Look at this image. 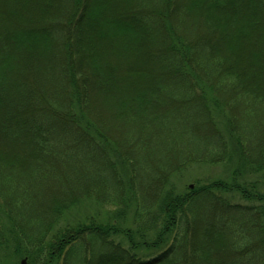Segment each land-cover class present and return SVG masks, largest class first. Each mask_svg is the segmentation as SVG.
<instances>
[{
  "label": "trees",
  "instance_id": "obj_1",
  "mask_svg": "<svg viewBox=\"0 0 264 264\" xmlns=\"http://www.w3.org/2000/svg\"><path fill=\"white\" fill-rule=\"evenodd\" d=\"M22 1L0 6V264H264L243 179L264 177V0H37L18 23ZM130 49L147 66L111 62ZM89 202L115 214L60 225Z\"/></svg>",
  "mask_w": 264,
  "mask_h": 264
},
{
  "label": "rangeland",
  "instance_id": "obj_2",
  "mask_svg": "<svg viewBox=\"0 0 264 264\" xmlns=\"http://www.w3.org/2000/svg\"><path fill=\"white\" fill-rule=\"evenodd\" d=\"M35 3L33 2V0H29L25 3V1H22L21 4L26 5L24 8H21L22 11L20 14V16H17V22L18 23H30L32 21L34 22H38V20L41 19V15L43 13L48 12L47 10V6H45L44 1H42L40 3V5L38 4L37 0H34ZM4 0L0 2V6L2 5V8L4 10H6L7 6H4L3 3ZM6 5V3H5ZM21 6V5H20ZM16 6H11L10 8H8V11L6 10L5 14H7V16H9V14L11 15V11H14V8ZM52 7V5H51ZM16 9V8H15ZM120 8H118L117 10H119ZM2 16V15H0ZM3 18V17H2ZM10 21L11 16L8 17V19H6V21ZM249 46V54L247 55V57H251L254 56L257 60H259L261 62V56L262 54L260 53L259 55L256 53H252V50L250 48V45H246ZM106 48V47H105ZM107 49V48H106ZM108 50V49H107ZM263 53V51H260ZM112 57V56H111ZM244 57V55L242 56ZM107 59V58H106ZM111 62L113 64H118L124 68L126 67H133L132 64H134L137 68H142V66H147V63L145 62L144 58L142 57V50L141 51H137L134 49H130L126 52V55H121L119 56H115L113 55V58L111 59ZM246 66H248L249 62L248 61H244L243 62ZM251 64V63H250ZM20 72V71H19ZM220 117L218 114H216L215 117V121L217 123V125H219V127L221 129H225V122L223 119V115L222 113H219ZM224 124V125H223ZM7 148V147H6ZM6 152L9 151V149L5 150ZM235 163H225V164H216V165H206V164H193L190 166V168H188L187 170L183 171L180 174H177L175 177H173V184L175 185V188L177 189L178 192H183V191H187L188 188L190 189L191 185H196L197 182H205L208 181L210 179H214V178H222V179H227L230 178V173L232 172L233 169H235ZM261 179V189L264 191V177H260L259 174L258 175H247L245 176V178H243L246 181H253L256 179ZM115 214V209H107L106 207H102L99 206L95 203L89 202V203H84V205H79L78 207L70 210L69 212H67L65 214V217L63 218V220L61 221L60 225H66V221L72 222L76 219H85L86 217L90 216V215H94L97 216V218L101 219L103 218L104 220H108L110 217H113V215ZM127 218V220H132L133 219V210L128 211V214L125 216V219ZM7 224V223H5ZM131 223H129L130 225ZM133 225V224H131ZM7 228V227H6ZM12 244V242H11ZM3 255L8 257V251L3 252L2 254V258ZM25 260V257H21L19 258V262L22 263ZM26 262V260H25Z\"/></svg>",
  "mask_w": 264,
  "mask_h": 264
},
{
  "label": "water",
  "instance_id": "obj_3",
  "mask_svg": "<svg viewBox=\"0 0 264 264\" xmlns=\"http://www.w3.org/2000/svg\"><path fill=\"white\" fill-rule=\"evenodd\" d=\"M191 187H193V185H191ZM23 264H25V260L23 261Z\"/></svg>",
  "mask_w": 264,
  "mask_h": 264
}]
</instances>
